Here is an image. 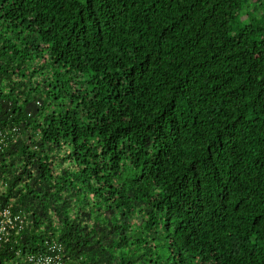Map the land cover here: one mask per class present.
Wrapping results in <instances>:
<instances>
[{
  "label": "trees",
  "instance_id": "16d2710c",
  "mask_svg": "<svg viewBox=\"0 0 264 264\" xmlns=\"http://www.w3.org/2000/svg\"><path fill=\"white\" fill-rule=\"evenodd\" d=\"M0 127V264H264V0H0Z\"/></svg>",
  "mask_w": 264,
  "mask_h": 264
},
{
  "label": "built area",
  "instance_id": "2783aa9c",
  "mask_svg": "<svg viewBox=\"0 0 264 264\" xmlns=\"http://www.w3.org/2000/svg\"><path fill=\"white\" fill-rule=\"evenodd\" d=\"M17 128L14 127L13 131ZM9 140V131L0 127V153L5 150ZM1 165V160H0ZM7 183L0 181V192H4ZM25 216L21 211H15L12 205H0V248L17 242L15 238L24 228ZM14 247V245H13ZM17 255L22 256L21 249L16 250ZM65 260L64 248L59 243H51L48 250L43 253H26L23 254L22 261L28 264H63Z\"/></svg>",
  "mask_w": 264,
  "mask_h": 264
},
{
  "label": "rangeland",
  "instance_id": "374dc122",
  "mask_svg": "<svg viewBox=\"0 0 264 264\" xmlns=\"http://www.w3.org/2000/svg\"><path fill=\"white\" fill-rule=\"evenodd\" d=\"M249 10H250V11L255 10V5L252 4ZM262 12H263V9H262V8H261L260 10H257V11H256V13H257L258 15L262 14ZM243 18L245 19V18H246V15H244Z\"/></svg>",
  "mask_w": 264,
  "mask_h": 264
}]
</instances>
